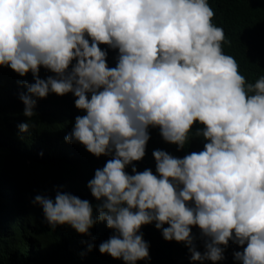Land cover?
I'll return each instance as SVG.
<instances>
[{
    "label": "clouds",
    "instance_id": "9594fccd",
    "mask_svg": "<svg viewBox=\"0 0 264 264\" xmlns=\"http://www.w3.org/2000/svg\"><path fill=\"white\" fill-rule=\"evenodd\" d=\"M214 17L208 0H0V70L31 72L16 132L28 134L46 101L74 95L66 140L84 153L88 176L69 190L57 166L40 172L28 215L35 208L53 229L69 225L82 235L98 221L115 231L84 249L82 260L148 259L139 233L155 223L165 240L185 243L194 261L221 260V246L233 240L243 247L237 261L264 264V76L247 82L224 53L225 32ZM41 67L51 75L41 79ZM197 122L203 151L180 159L155 150L158 175L126 172L144 158L149 126L182 149ZM192 227L207 238L203 254Z\"/></svg>",
    "mask_w": 264,
    "mask_h": 264
},
{
    "label": "trees",
    "instance_id": "16d2710c",
    "mask_svg": "<svg viewBox=\"0 0 264 264\" xmlns=\"http://www.w3.org/2000/svg\"><path fill=\"white\" fill-rule=\"evenodd\" d=\"M208 2L215 12L213 23L223 28L225 32L224 53L234 57L239 64L240 73L247 82L254 83L259 77L264 76V0H208ZM118 57L117 50L115 56L109 60L108 67L113 68L117 65ZM51 73L41 67L39 77L45 79V75L50 76ZM27 75H31V72ZM27 75L21 77L14 71L0 70V185H2L0 264H63L69 259H74L72 264H106L97 256L85 261L79 256L91 245L105 242L104 234L110 233L109 237L115 234L105 222L98 221L89 230V234L82 235L69 225L63 228L58 225L53 229L46 221L44 213L38 214L35 208L28 215V207L33 206V202L32 206L28 204L29 196L40 172L57 166L58 182L64 183L69 190H75L80 186L82 176L87 178L89 170L85 169L84 160H79L84 153L67 147L71 142L66 140V136L75 126L74 105L70 102L72 120L67 133L68 99L74 97L72 93L42 104L40 113L33 119L34 127L28 134L16 132L15 128L19 130V127H15L14 123L20 117L26 118L24 114L20 116V113L22 111L24 113L25 107L21 95H28L25 87ZM55 77L56 75H53V78ZM32 99L36 104L40 100L36 97ZM203 128L199 122L195 123L189 132L187 142L180 149L163 139L159 127L149 126L150 138L145 156L141 161H134L127 166L126 172L133 175L132 168L135 167L137 172L151 169L154 175H158L153 157L155 150L165 151L180 159L192 152L203 151L206 141L202 135L197 134L198 130L202 131ZM36 148L44 154L42 160L35 154ZM110 157L113 158L112 155ZM86 161L92 163L90 159ZM69 190L65 192L69 193ZM51 199L54 200L55 197L51 196ZM93 213L95 215V212ZM18 217L20 219L15 222L14 219ZM191 232L197 251L203 254L207 238L201 234L198 227H192ZM139 234H142L143 240L149 246V258L139 260L136 264H147L150 261L152 264H241L235 259L234 253L242 252L243 247L233 240H230L226 247L221 246L223 248L221 260L194 261L185 243L165 240L162 230L156 229L155 223L142 226ZM119 260L121 264H125L122 259Z\"/></svg>",
    "mask_w": 264,
    "mask_h": 264
},
{
    "label": "bare ground",
    "instance_id": "6f19581e",
    "mask_svg": "<svg viewBox=\"0 0 264 264\" xmlns=\"http://www.w3.org/2000/svg\"><path fill=\"white\" fill-rule=\"evenodd\" d=\"M44 70V69H43ZM7 99V98H6ZM6 101V100H5ZM8 101V100H7ZM5 105V104H4ZM23 112V111H22ZM8 118H9V116H8ZM10 118H12V117H10ZM11 120V119H10ZM9 121V120H8ZM48 144H49V141H48ZM59 146H62V145H60L59 144ZM69 146H71V145H68L67 147H69ZM31 150H33V148L31 149ZM32 154V153H31ZM18 157V156H17ZM16 157V158H17ZM4 181V180H3ZM0 186H2V185H0ZM9 186H10V184H9ZM2 188V187H1ZM4 188V187H3ZM1 192V191H0ZM11 193H12V190H11Z\"/></svg>",
    "mask_w": 264,
    "mask_h": 264
}]
</instances>
